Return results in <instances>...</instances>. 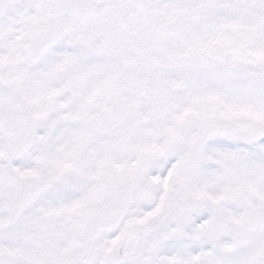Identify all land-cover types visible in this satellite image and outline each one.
<instances>
[{"label": "snow or ice", "instance_id": "1", "mask_svg": "<svg viewBox=\"0 0 264 264\" xmlns=\"http://www.w3.org/2000/svg\"><path fill=\"white\" fill-rule=\"evenodd\" d=\"M0 264H264V0H0Z\"/></svg>", "mask_w": 264, "mask_h": 264}]
</instances>
